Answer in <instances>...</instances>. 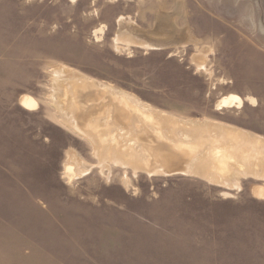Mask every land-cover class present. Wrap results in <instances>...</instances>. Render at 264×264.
<instances>
[{
	"label": "rangeland",
	"instance_id": "rangeland-1",
	"mask_svg": "<svg viewBox=\"0 0 264 264\" xmlns=\"http://www.w3.org/2000/svg\"><path fill=\"white\" fill-rule=\"evenodd\" d=\"M161 15L186 46L148 36ZM64 67L114 90L83 91L94 94L88 108L108 104L99 118L130 109L122 95L264 138V0H0V264H264V199L253 194L263 180L229 189L179 170L154 176L106 149L98 157L67 124ZM230 94L242 107L218 111ZM146 133L178 152L139 125L152 171L164 162L138 139ZM73 152L91 169L68 183Z\"/></svg>",
	"mask_w": 264,
	"mask_h": 264
},
{
	"label": "bare ground",
	"instance_id": "bare-ground-1",
	"mask_svg": "<svg viewBox=\"0 0 264 264\" xmlns=\"http://www.w3.org/2000/svg\"><path fill=\"white\" fill-rule=\"evenodd\" d=\"M71 1L76 2L77 0ZM117 1L120 0H114V2ZM164 16H158L159 31H153L148 36L164 46L178 44V42L186 46L185 40L183 41L185 33L174 25V20H171L169 15H166L168 18ZM122 24L123 18L119 20V25ZM102 29L95 32L98 40L101 39L99 34L103 32ZM120 45L121 40L117 38V50L120 49ZM145 47L154 48L152 45H145ZM206 63L205 59L196 61L198 68H206ZM59 73L65 76L66 81L56 83L59 88L56 90L63 93L64 96L63 101L67 107V124L80 136L91 142L98 157L106 149L105 155L111 157L115 163H119L120 158H127L134 161L135 167H142L143 170L154 176H167V173L169 175L174 170H179L183 174L199 176L229 189L240 188L241 180L244 179L254 178L264 181V138L218 122L173 117L149 106L132 103L122 95L117 96L118 99L127 106L129 105L130 109L113 108L111 109V119L106 116L99 118L107 110L108 104L102 103L88 108L86 103L91 101L94 94L91 93L86 96L83 91L90 87L104 91L110 96H115L114 90L106 86L101 88L96 80L89 79L67 67L62 68ZM248 99L252 103L255 102L252 97ZM20 102L30 110L38 107L37 101L30 95L21 96ZM242 105L243 99L240 96L230 94L222 97L217 103L216 109L223 111L226 108H241ZM109 121L115 124L110 125ZM129 122L133 125L132 127L119 125ZM139 125H144L148 131L161 135L165 141L177 148L178 153L167 150L161 151L158 147H153L155 138L153 139L149 133L143 134L138 139L142 143L145 142L148 147L154 148L152 153L164 162L163 166L149 171L147 168L148 153L138 142L137 137H134ZM107 143L109 146L105 148ZM184 158L189 159V161L183 163ZM63 168L64 178L67 179L68 183H71L90 170L91 166L84 163L73 152ZM253 194L258 199H264V187L255 186Z\"/></svg>",
	"mask_w": 264,
	"mask_h": 264
}]
</instances>
